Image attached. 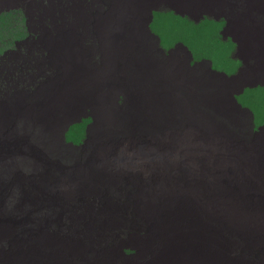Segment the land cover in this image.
<instances>
[{
  "label": "rangeland",
  "instance_id": "obj_1",
  "mask_svg": "<svg viewBox=\"0 0 264 264\" xmlns=\"http://www.w3.org/2000/svg\"><path fill=\"white\" fill-rule=\"evenodd\" d=\"M142 1L144 0L126 1V4H133L127 10H130L129 15L131 17L133 16L134 19L138 16L140 29L144 28L143 21L148 14V9L154 4L153 0H150V4L148 5L140 3ZM6 2L7 4H22L17 0H0V4H6ZM111 3L116 4L115 0ZM32 5L37 6L38 4L33 3ZM138 7L141 8L139 9ZM112 16L113 14H110L108 20H106L108 22L110 21L111 23H109L111 25ZM54 17L50 15L47 21L50 22ZM108 22H101L99 24L102 35L112 29ZM163 23L160 22L159 29L167 30L166 25ZM42 26L40 24L38 25V27ZM104 27L108 29L106 30ZM178 28L179 26L176 25L175 21L172 28L161 34L163 38L161 45L163 47L171 48V45L175 41L169 40V38H176L179 33V36L184 37L182 35V31L184 30L182 29L181 32H178ZM66 29L71 35L81 31L79 28L72 30L70 27H67ZM151 29L154 28L146 24L145 30L148 32ZM201 31L199 27H196L192 31V36H196L195 40L189 38V40H181L180 42L193 47V50H191L195 61L209 60L213 63V67L219 69L228 67L212 39L207 41L198 40V37H201L199 35ZM57 32V30L54 31L53 26H46L43 33L48 35L53 33L51 35L52 38L24 40L31 42L33 45L42 46L44 49L39 50L32 59H28L27 61L24 53L14 54L21 61H15V63L19 62L20 65L10 69L11 71H8L9 74L7 72L3 73L2 67L3 64L11 61L10 59L13 55L9 56L11 54H6L14 46H8L6 48V42L0 41V177H3L2 175H7L9 178L13 177L12 167L18 174L23 173L25 175V179L22 178L21 183H18L19 185H25L24 187L27 188L29 181L34 179V183L37 184L42 195H47V198L55 200L53 197L54 194L52 195L50 193L52 191L51 184L44 185L42 182L48 178L51 170L53 173L55 171V173L61 172V174H57L58 177L56 176L57 184L61 185L60 187L63 190L58 194V196L63 197L61 207L67 206L69 202L83 196L92 199L95 197L94 195H97V197L102 199L99 201L96 200L93 204L88 205L87 209L83 212L77 210H84L82 208L83 205L75 201L79 207L74 210L78 211L81 215L88 216V219H83V221L89 224V226L91 225L92 230L97 228L99 221L104 220L102 216L106 217L109 215L113 221L117 220L118 216H114L111 210L106 207L108 201L120 200L121 206H124V203L127 202L128 207L134 201H137V206H140L147 197V194L165 202H167V196L173 192H180L185 197L187 195L186 198H192L195 195L197 198L195 199L194 196L187 203L183 211L182 221L177 223L175 218L169 231L157 241L153 238L151 239L145 229L138 228L137 225L135 226L136 219L137 221H143L137 216V207L132 206L131 209L129 207L130 211L127 210V213L119 216V218L125 219L130 233H138L144 242L143 245H140L144 259L139 264H144V262L145 264H210L209 260L213 256L219 259L220 255H222L221 252L214 251L217 236L215 225L224 218H218L216 220V212L221 216L248 218L253 212V207L250 205H253L258 200L251 203L254 200H250V197L247 196L244 197L242 203H239L240 196L234 194L238 192L235 188L239 186L235 182L234 184L231 182L232 178L227 172V167L231 165V160L236 163L239 158H242L250 172L254 173V175L252 173L254 181L255 179L264 178V129L255 130L254 128L256 122H264V108L256 113L254 122L246 111L245 119L243 117V111L245 109L241 105L245 102L242 100L245 95H241L237 97V102L243 111L239 110V113L236 112V114L229 112V115L232 117L230 120L227 119V114H220L222 116L219 117V114L216 115L212 111L214 108L218 110L217 107L210 108L208 105L209 101L206 97V101L204 100L200 104L197 98H186L185 90L187 88H185V85L188 84L186 81L181 83L175 81L176 86L184 84L181 85L184 88L182 91L184 99H181V90L179 89L169 99L168 106H164L165 102H162L168 97L165 99L156 97L154 95L155 88L151 92L149 88L144 87L146 81H143L144 86L137 84L140 93L134 89L132 91L128 90L126 94L121 96V101L119 102L120 96L118 95L121 90L118 87L119 84L118 86L116 84L121 72H117V81L109 86L106 83L107 80H110L109 75L106 73L107 66H101L100 70H98L99 72L92 71V65L96 62L97 58L91 56L90 53L85 54V47L88 45L86 43L87 41H83L80 44L83 47L80 46L81 49H78L79 56H73L76 53L71 57L67 55L63 57L61 55L59 56L57 53L63 50L69 53L68 51L72 50V45L70 43H57L59 42L57 41ZM53 37H57V40L55 41ZM258 37L261 42L256 47L249 46L251 49L247 55L249 64L243 68L242 72L244 73H239L238 68L240 83H250L258 75V70L250 64L254 58H259L255 54L264 52V34L261 33ZM5 48L6 50L3 52ZM157 48L156 45L151 48L148 56L150 55V58L161 67L163 76H165L171 72V67L166 64L165 57L162 55L159 56L155 51ZM204 64L203 62L197 63V66H201L199 71L210 73V69L205 66L207 63ZM198 75V72H196L193 83L197 82ZM200 78L202 79V77ZM169 80L168 82H171V79ZM189 80H191V76H189ZM124 81L126 83L127 78ZM172 87L174 88V86ZM212 97L217 101H225V103L231 99L230 95L217 92ZM116 99L119 105L113 108L114 106L112 104L115 103ZM176 105L187 106L184 107L186 111L174 110ZM222 109L223 112L227 113L224 107ZM182 114L186 118L182 117ZM210 114H215V116H209ZM124 115L126 119L131 116L134 119L136 117L137 120H140L137 121V129L134 122L120 121L125 120ZM210 119H213L214 122H221L227 128L224 130V127L221 125L222 127H218L215 130V123ZM183 121H185L186 125L181 123ZM81 124H84L83 131L81 130ZM70 126H75L76 128L73 127L75 128L74 131H77L79 136H81L78 144H70L66 141V128L73 131V128ZM140 137L143 139L140 141L141 144H138L137 141ZM147 138L148 140H146ZM121 146L125 148L131 147L136 151L137 149L150 151L152 154L149 152L148 158L154 160L148 162L147 166H141L145 163L144 160H135L137 166H133L135 164H126L124 166L121 163L118 166V159L115 162L117 165L113 162L114 158L116 159L118 157L117 153L121 149ZM169 153H171V156L176 154L178 160H182V158L189 155L190 160L185 159L184 161L187 166H183L185 170L189 169V171L183 173L182 167L158 168L157 166L160 165L161 158L169 156ZM158 154L160 155L158 156ZM171 160L175 163H180L173 158ZM5 163L6 167L2 166ZM251 165L253 166L251 167ZM57 166L59 167L56 170ZM157 171H160L158 173L159 175L167 174V183L160 184L158 180L152 178V173ZM220 175L224 178L221 181L222 185H219L220 191H230L228 195L227 193H223V195L220 193V196L215 195V190L218 185L213 179H216ZM210 179L212 180L210 181ZM10 184L4 182V185L2 187L0 186V220H2L5 229L12 233V229L10 228L12 226H8L7 224L17 225L19 221L18 218L11 217L12 214L7 212L6 205L13 199V195L17 196L18 192L14 190L12 194L9 187ZM66 187L69 191H66ZM139 187L140 189L137 190ZM160 187L162 188L161 190ZM156 188H158V191ZM163 189L166 190L164 191ZM241 191H247V189H242ZM229 195L230 198L228 199ZM262 198L264 201V196ZM195 200L200 202L204 209H207L208 215L207 218L203 219L202 224L207 219L205 228L209 232L205 235L208 237L209 242L204 238L205 235L201 234V236L197 237L194 234V230L200 232L202 228L201 222L196 227H193L191 224L192 219L189 216V211L196 206ZM17 203L13 202L10 207H13ZM113 205L115 206L116 203ZM48 206L49 204L47 203L43 204L39 211V217L41 214L43 215L48 212ZM249 206L252 208L247 212L246 207L248 208ZM45 207L46 209L44 210ZM31 209L38 211V203L35 202ZM58 213L62 218L57 219V222H67L69 224L68 226L70 228L65 233L73 236L70 244L67 245L60 241L53 247L52 242L48 240H60L58 231L54 232V235L47 237L46 239L48 240L43 237L40 242L39 238L33 237L30 246L28 245L26 247V245H22L21 248L18 246V264H34V260L39 262L42 259L41 262L44 264H119L117 262L119 254L115 250H111L107 255L101 257L99 256L100 254L87 247L86 238L81 236V228L78 223L79 218L76 212L64 214L60 210ZM195 215L200 216L196 210ZM106 222H111V220H106ZM262 224L264 227V220ZM19 225L23 227L21 222ZM256 229H252V233L247 229L248 240L252 242L254 247L253 255L250 257V264H264L262 263L264 261V242L256 233L253 234V231ZM210 230L215 233H210ZM1 233L2 230L0 228V236H2ZM6 239V246H9L11 244V238L7 235L1 238L3 242ZM192 242H194V245H192ZM79 244L83 247L78 246ZM241 244L246 245L245 242ZM32 248L33 251L36 248L35 252L37 253L34 254L35 259L30 253ZM236 264L240 263L236 261Z\"/></svg>",
  "mask_w": 264,
  "mask_h": 264
},
{
  "label": "bare ground",
  "instance_id": "obj_2",
  "mask_svg": "<svg viewBox=\"0 0 264 264\" xmlns=\"http://www.w3.org/2000/svg\"><path fill=\"white\" fill-rule=\"evenodd\" d=\"M17 1L19 3L21 2L22 4H7V2H6V4H4V3L0 4V41L6 42V48L8 46H14V48L12 50H8L7 54H6V55L11 54L9 56L13 55L11 59L8 58L11 61L8 60L9 63L7 62V64L2 63L3 64V67H2L3 73L7 72L9 74L8 71H11L10 69H13L14 67L20 65L19 62L15 63V61H18V60L21 61L20 58H18V56H16L18 53L19 54L24 53L26 55L25 57H26V61H27L28 59H32L39 52V50H43L44 48L42 46L33 45V44H31V42H26L24 40L50 39V38H52L51 35H53V33L51 35H48V34L43 33V30L46 26H53L54 31H56V30L58 31L57 32L58 40L56 39L57 37L56 38L53 37V39L55 41L56 40L59 41V42H57L59 44L70 43L72 45V47H71L72 50L68 51L69 53H66L65 52L66 50H63L62 52L57 53L59 56L61 55L63 57L65 55H67V56L71 57L75 53L76 54L73 56L78 55V49L81 46L80 44L83 41L84 42L87 41L86 43L88 45H86L87 47H85V54L90 53L91 56H94L97 58L96 62L93 63V65H92V68H91L92 71L99 72L98 70H100L101 66L102 67L107 66L108 69H107L106 73L109 75L110 80H107L106 83L109 86L113 85V83H115L117 81V78H118L117 72H121V75H120L118 82L116 84L117 86L119 84L118 87L121 90L119 95H118V96H120V99L118 100L119 102L121 101V96L126 94V92L128 90L132 91L134 89L136 92L140 93L139 88H137V84L144 86L143 81H146V84L144 87L149 88L151 92L155 88L156 90L154 92V95L156 97H160L159 99H165L168 97L166 100L162 101V102H165L164 106H168L169 105L168 104L169 99L173 96V94L177 93V90H179V89L181 90V97H182L181 99H184V97L182 96V91L184 88H183V86H181L184 84L176 86L175 81H177L179 83L186 81L188 83L187 85H185L186 86L185 88H187V90H185L186 95H187L186 98L187 99L197 98V99H199L198 100L199 104L202 103V101H204V100L206 101V99H207L209 101L208 105L210 106V108H214L215 106L217 107L218 110H216L214 108L212 111H214L216 115L219 114V117L222 116L223 114H227L228 115L227 119L230 120V119H232V117L229 115V112L232 114H236V112L239 113V110H241L240 106L237 102V97L244 95V93L241 90L239 84L237 83L235 77L233 76L230 68L229 67H224L221 69L215 68V67H213V63H211V61L201 60L200 61L201 63L202 62L205 64L207 63V65H205V64L204 65L206 67H208L211 72L210 73L200 72L199 68L201 66L200 67L197 66V63H200V62H197L194 60V55L192 52L193 47L189 46L186 43L180 42L181 40H189V38L195 40L196 36H192V31L196 27H199L202 30L201 33L199 34V35H201V37L200 38L198 37V40L207 41V40L212 39V37L210 35L211 33L209 32L207 26L205 25L203 19L201 18L200 14L197 11L192 0H153L154 4H152V6H150V8L148 6V8H149L148 14L146 15V17L143 21V26H144L143 29H140V24L138 23V16L136 19H134L133 16L131 17L129 15L130 10H127V8L133 4H126L127 0H115L116 4L111 3L113 0H17ZM30 1H32V2H30ZM149 1L150 0H144L140 3L148 5V4H150ZM33 3L38 4V5L37 6L34 5L35 7L32 5L33 6L32 7L31 4H33ZM110 14L111 15L113 14V16L111 17L112 18V25L110 24L111 23L110 21H109L110 23L108 21H106V20H108V16ZM50 15H53L55 17L50 22H48L47 19L49 18ZM176 15H177V17H176ZM141 17H143V16H141ZM59 18H62L63 20L59 19ZM175 21H176V25L179 26L177 31L181 32L182 29L184 30V31H182V35H184V37L179 36L180 35V33H179L176 38H169V40H173V41H175V43L173 45H171V48H165L161 45V40L163 39L161 34L164 31H167L170 28H172ZM101 22H108L112 28L109 30V32L107 31L108 33L103 34V35L100 31V25H99ZM160 22H162V23L164 22L163 24L166 25L167 30L159 29L160 28ZM39 24L43 25V26L38 27ZM146 24H149L150 27L154 28V29H151L150 31L147 32L145 30ZM182 24H184V25H182ZM170 25H172V26H170ZM167 26H170V27H167ZM67 27H70V29H72V30L74 28H79L81 31L77 32V33L75 32L74 35H71L67 32V29H66ZM102 29H103V27H102ZM53 44H55V43H53ZM155 45L158 47L157 49H155V51L159 54V56L160 55L164 56L165 60H166V64L171 67V72L169 74H166L165 76H163L161 67L156 62H154L153 59L150 58V55L148 56V52H150L151 48H153ZM47 47H48V45H47ZM81 47H83V46H81ZM6 48L3 50V52L6 50ZM65 49H67V48H65ZM14 54H16V55H14ZM185 54H188L189 56L185 55ZM151 56H153V55H151ZM4 57H5V55H4ZM45 57H47V56H45ZM89 59H91V58H89ZM89 61H91V60H89ZM70 62H72V61H70ZM161 65H163V64H161ZM196 72H198V74H199L198 79H196L197 82L193 83L195 81L194 78L196 76ZM189 76H191V80H189ZM1 77H3V75H1ZM179 77L182 80H180ZM200 77H202V79ZM125 78H127L126 83L124 81ZM169 79H171V82H168V81H170ZM26 85H28V84H26ZM117 86H116V88H117ZM172 86H174V88ZM215 92L220 93V94H228L231 96V99L229 101H226L227 103H225V101H217L216 99H214L212 97ZM177 96H178V94H177ZM201 97H203V98L201 99ZM205 97H206V99H205ZM242 100L246 101L247 98L243 97ZM230 101H231V103H230ZM112 105L114 106L113 108H116V106L119 105V104H117V99L115 100V103ZM184 107H187V106L176 105L174 107V110H178V111L181 110L183 112V111H186ZM222 107H224L227 110V113L223 112ZM163 110H165V109H163ZM241 111H243V110H241ZM245 111L247 112V114L251 117V119L254 122L253 111L249 110L251 112L250 113L249 111L244 110L243 111L244 112L243 117L245 119H246ZM124 112H126V111H124ZM215 114H210L209 116L213 115V117H214ZM220 114H222V115H220ZM182 117L186 118V116H184V115ZM182 117H180V118L183 120H186L185 118H182ZM124 119L125 120H120V121H126V122H132V123L134 122L136 125V129H137V121H140V120H137L136 117L134 119L131 116H129L127 119L125 116ZM210 120L212 122H214L213 119H210ZM84 122L86 123V121H84ZM15 123H16V121H15ZM181 123H183V125H186L185 121H183ZM214 123H215V127H216L215 130L218 129V127L220 128L222 126L224 127V130L227 128L221 122H214ZM15 125H17V124H15ZM83 126H84V124H83ZM207 128H208V126H207ZM254 128H255V130H259V129L263 128V126L261 125V123L256 122ZM67 131H69V128H66V132H65L66 141L69 142L70 144L71 143L72 144H78V142L75 143L73 141L67 140ZM82 131H83V129H82ZM190 132H191V130H190ZM209 132H210V130H209ZM254 133H255V131H254ZM82 134H83V132H82ZM78 136H79V134H78ZM80 137L81 136H79L77 138V141L80 140ZM43 139H44V137H43ZM142 139L143 138L140 137L138 139L137 143L141 144L140 141ZM146 140H148V138ZM133 149L134 148H131V147L125 148L124 146H121V149H119L118 153H117L118 157L116 159L114 158L113 163L116 164L115 162L118 159L119 160L117 163L118 166L120 163L123 164L124 166L126 164H131V165L135 164L133 166H137V164L135 163V160H144L145 163L143 165H141V164L140 165L141 166H147L148 162L154 160V159L148 158L149 157L148 153L150 151L148 152L144 149H137V151H136ZM150 153L152 154V152H150ZM131 154H132V156L134 155L136 157H134V156L132 157ZM159 155L160 154H158V156ZM242 157H244V156H242ZM171 158L178 160L176 154L174 156H171V153H169V156H164L163 158H161L160 165L159 166L156 165V166L158 168H162V169L172 168V167L173 168L174 167L175 168L182 167L183 173H186L189 171V169L185 170L183 168V166H187L186 163H184L185 159H187L188 161L190 160L189 155L182 158V160H178L180 163L173 162L171 160ZM230 162H231L230 163L231 165L230 166L228 165L227 172L230 174V176L232 178L231 182H233V184L235 182L239 186V187L235 188L238 191L237 193H234L235 191L232 192L235 195L240 196L239 203H242L244 197H247V196L250 197V200H254L251 203H254L258 199L256 201V203H254L253 205H250L253 207V212L248 218L252 219L253 224L249 225L247 227V229L249 230V232L252 233V229L257 228L255 231H253V234L256 233L258 235V237H261L263 239V242H264V230H263L264 227L262 224L263 220H264V208H263L264 201L262 200L263 199L262 197L264 196V178L255 179V181H254V179H253L254 173L252 172L253 173V175H252V173L247 168V166L244 163V160H242V158L241 159L239 158L238 162H236V163L233 162L232 160ZM56 164L58 165V163H56ZM2 166L6 167V163ZM53 166H55V165H53ZM252 166L253 165H251V167ZM263 166H264V164H263ZM58 167L59 166H57V168L56 167H53V168H56V170H57ZM11 170H12V174L15 176V178L13 179V182H20L21 183L22 178L25 179V175L23 173L18 174L12 167H11ZM61 171H62V169H61ZM55 172L53 173V171L51 170V174H49L48 178L42 182V183H44V185H47L48 183L51 184L52 191H50V193L52 195L54 194L53 197L55 198V200L54 199L51 200V198H47V195L43 196L42 193L40 192L37 184L34 183L35 182L34 179L32 181H29V184H28L26 191L24 193V197L31 198L37 194L42 200L47 201V202L52 203V204L57 205V206H61L63 197L58 196V194L60 191H63V190L60 187L61 185L57 184V180H56L58 177L57 174L59 175V173L61 174V172H59V173L58 172L55 173ZM159 172L160 171H157L155 173L151 172L152 178L158 180L160 182V184L167 183V181H168L167 180L168 179L167 174L166 175L165 174L159 175L158 174ZM169 172H171V171H169ZM217 175H219V174H217ZM223 179L224 178L222 177V175L217 176L216 179L215 178L213 179V181H215L216 184L218 185L217 189L216 190L214 189L216 196H220L219 195L220 193H221V195H223V193H227V195H228V193H230V191L229 192L220 191L219 185L221 184V181ZM211 180L212 179H210V181ZM226 180H229V179H226ZM239 183H242V184H239ZM208 187H210V186H208ZM158 188H156V190ZM161 189L162 188L160 187V190ZM242 189H244V190L247 189V191H241ZM160 190H159V193H160ZM212 190H213V188H212ZM66 191H69V189L67 187H66ZM262 193H263V196H262ZM231 195H233V194H231ZM194 196L195 195H193L192 198ZM174 197L179 198V199H192V198H186L187 195L185 197L180 192H178V193L173 192V193H170L166 198L167 202L169 201V204L171 206H173ZM196 198L197 197L195 196V199ZM198 198H199V196H198ZM229 198H230V195H229L228 199ZM230 206H232V205L230 204ZM250 206L248 208L246 207L247 212L250 211V208H252ZM24 209L25 208H23V205H21L19 203L15 204L13 207L8 208V210L12 213L13 212L14 213H22L24 211ZM189 214L193 215L199 219L202 218L201 216L195 215V210H192V209L189 211ZM5 215H7V214H5ZM206 220L204 221V223L206 222ZM23 235L24 236H21L20 241H16L19 243L20 248L22 245H26V247L28 245L30 246L32 243V239H33V237H31L30 234H28L26 232H23ZM42 239H43V237L39 236V242ZM257 239H260V238H257ZM50 242H52L53 247H55V245L60 241L59 240H57V241L53 240ZM39 245H42V244H39ZM35 247H37V246H35ZM35 251H36V248H35ZM35 251H33V248H32V250L30 252L31 256L33 258H34V254L37 253ZM42 260H39V262L34 260V264H41V263L44 264L43 262H41ZM262 263H264V261Z\"/></svg>",
  "mask_w": 264,
  "mask_h": 264
},
{
  "label": "clouds",
  "instance_id": "obj_3",
  "mask_svg": "<svg viewBox=\"0 0 264 264\" xmlns=\"http://www.w3.org/2000/svg\"><path fill=\"white\" fill-rule=\"evenodd\" d=\"M242 105L245 110H252L254 116L264 108V103L254 98L246 100ZM259 123L264 124V122ZM2 176L3 177H0V186H3L4 182L8 184L11 183L9 187L12 194L14 190L18 192L17 196L13 195V199L8 203L7 212L12 214L11 217L18 218L19 223L17 225L7 224L8 226H12L10 227L12 233H10L3 226L2 220H0V228L2 230V236H0V264H18L19 255L17 250L19 243L16 241H20L21 236H24L23 232L30 234L31 237L39 238V236H42L46 239L54 235V232L58 231L59 241L69 245L70 240H73V236L65 233V231L70 228L67 222H57V219L62 218L58 213L60 210H62L64 214L71 212L77 213L79 218L78 223L81 228V236L86 238L87 247L100 254L99 256L104 257L111 250H115L119 254L117 260L119 264H139V262L144 259L140 247L144 242L138 233H130L126 220L119 218V216L126 214L127 210L130 211L129 207L130 209L132 206L137 207V216L143 221H137L136 219L135 226L137 225L138 228L145 229L146 232L149 233L151 239L153 238L157 241L169 231L175 218L177 223L182 221L183 211L187 203L192 200L174 197L173 206H171L168 202L160 201L154 196L146 193L147 197L140 206H137V201L130 203L128 207L127 202L124 203V206H121L120 200L108 201L106 207L111 210L114 216H118L117 220H115L116 222L113 221L109 215L106 217L101 215L104 220L99 221L97 228L92 230L91 225L89 226V224L83 221V219H88V216L81 215L78 211L74 210L79 207L75 201L83 205L82 208L84 210L77 209L83 212L87 209L88 205L93 204L96 200H102L99 199L97 195H94L95 197L92 199L83 196L69 202L67 206L61 207L42 200L37 194L31 198L24 197L26 188L19 185L18 183L20 182H13L15 178L13 175L11 178L7 177V175ZM139 189L140 187L137 188V190ZM13 202H18L23 205V208H25L24 211L22 213L10 212L8 208ZM35 202L39 205L38 211L31 209ZM44 203L49 204L48 212L43 215L41 214L39 217L40 208ZM114 203H116L115 206L113 205ZM195 204L196 206H194L192 210H196L200 216H204L199 219L189 214L192 219L191 224L193 227H196L199 222L202 224L203 219L207 218L208 215L207 209H204L200 202L195 200ZM45 209L46 207L44 210ZM218 218L224 219L216 224L217 227L215 225L217 236L214 251L221 252L222 255H220L219 259L213 256V258L209 260L210 264H236V261L240 264H250V257L253 255L254 247L252 242L248 240L247 227L253 224L252 219L238 216H221L216 212V220ZM106 220H111V222L107 223ZM20 222L23 227L19 225ZM211 230L210 233H215L211 232ZM208 232V229L205 228V223L202 224L200 232L194 230V234L197 237L201 236V234H208ZM5 235L11 238V244L9 246H6L7 239L5 242L1 240ZM204 238L208 240L206 235ZM242 242H245L246 245H242ZM192 245H194V242H192ZM78 246L82 245L79 244ZM221 259H223L222 262H220Z\"/></svg>",
  "mask_w": 264,
  "mask_h": 264
},
{
  "label": "crops",
  "instance_id": "obj_4",
  "mask_svg": "<svg viewBox=\"0 0 264 264\" xmlns=\"http://www.w3.org/2000/svg\"><path fill=\"white\" fill-rule=\"evenodd\" d=\"M211 37L248 99L264 103V52L250 64L258 70L255 80L240 83L239 73L249 64V46L256 47L264 34V0H192ZM258 35H257V34ZM264 128V124H261Z\"/></svg>",
  "mask_w": 264,
  "mask_h": 264
},
{
  "label": "trees",
  "instance_id": "obj_5",
  "mask_svg": "<svg viewBox=\"0 0 264 264\" xmlns=\"http://www.w3.org/2000/svg\"><path fill=\"white\" fill-rule=\"evenodd\" d=\"M73 127H75V126H73ZM73 127H71V128H73ZM76 128V127H75ZM75 128H73V131L71 130V129H69V131H67V140H70V141H73V142H78L77 141V138H78V132L77 131H74V129ZM83 129V124H81V130ZM76 139V140H75Z\"/></svg>",
  "mask_w": 264,
  "mask_h": 264
}]
</instances>
